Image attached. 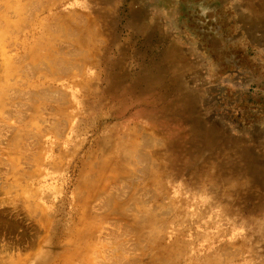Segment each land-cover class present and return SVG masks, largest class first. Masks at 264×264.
Wrapping results in <instances>:
<instances>
[{"label": "rangeland", "instance_id": "obj_1", "mask_svg": "<svg viewBox=\"0 0 264 264\" xmlns=\"http://www.w3.org/2000/svg\"><path fill=\"white\" fill-rule=\"evenodd\" d=\"M0 264H264V0H0Z\"/></svg>", "mask_w": 264, "mask_h": 264}]
</instances>
